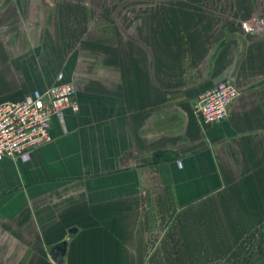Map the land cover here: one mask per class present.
Returning <instances> with one entry per match:
<instances>
[{
  "label": "crops",
  "instance_id": "crops-1",
  "mask_svg": "<svg viewBox=\"0 0 264 264\" xmlns=\"http://www.w3.org/2000/svg\"><path fill=\"white\" fill-rule=\"evenodd\" d=\"M91 2L0 0V103L74 82L80 105L0 159V264H264V0Z\"/></svg>",
  "mask_w": 264,
  "mask_h": 264
},
{
  "label": "built area",
  "instance_id": "built-area-1",
  "mask_svg": "<svg viewBox=\"0 0 264 264\" xmlns=\"http://www.w3.org/2000/svg\"><path fill=\"white\" fill-rule=\"evenodd\" d=\"M74 82L58 83L45 92L27 94L17 101L0 103V159L8 157L28 161L32 153L48 144L53 118H62L66 110H79ZM239 90L230 81H222L203 92L193 111L206 125L227 119Z\"/></svg>",
  "mask_w": 264,
  "mask_h": 264
},
{
  "label": "rangeland",
  "instance_id": "rangeland-1",
  "mask_svg": "<svg viewBox=\"0 0 264 264\" xmlns=\"http://www.w3.org/2000/svg\"><path fill=\"white\" fill-rule=\"evenodd\" d=\"M91 1H92L91 4H93V1H94V0H91ZM109 1H111V0H99V5H100V6H103L104 2H105V4H108ZM142 1H143V0H142ZM212 1H213V0H207V4H210ZM128 2H129V1H128ZM259 2H260V1H259ZM233 4H234V7H235V1H234ZM74 6H77V5H74ZM257 7H259L258 4H257ZM258 11L260 12V10H258ZM260 13H261V12H260ZM259 16L261 17V16H262V13H261ZM242 19H244L243 16L240 17V20H239V22H238V25L240 26V30H237L238 32L235 34V37H237L239 40H240L239 36L242 35L243 33L245 34V28H244V27L248 24V23H244V22H246V21L243 22ZM255 19H257V16L255 17ZM248 22H249V21H248ZM252 23H254V24H251V27H254V29L251 30V32L253 31V32L255 33V35H257V34H259V33L262 32V34H263V36H264V25L261 26L260 29H259V28H258L259 22H257L256 20H255V21L252 20ZM260 24H262V22H260ZM247 28H249V27H247ZM256 32H257V33H256ZM249 33H250V32H249ZM170 255H172L174 259H178V257H179L180 260L185 259V254L175 253V254H170ZM179 255H180V256H179ZM254 264H257V263L255 262Z\"/></svg>",
  "mask_w": 264,
  "mask_h": 264
},
{
  "label": "water",
  "instance_id": "water-1",
  "mask_svg": "<svg viewBox=\"0 0 264 264\" xmlns=\"http://www.w3.org/2000/svg\"><path fill=\"white\" fill-rule=\"evenodd\" d=\"M66 254V244H61L54 248L53 255L56 262L62 263Z\"/></svg>",
  "mask_w": 264,
  "mask_h": 264
}]
</instances>
